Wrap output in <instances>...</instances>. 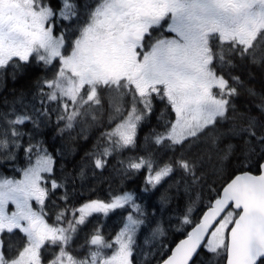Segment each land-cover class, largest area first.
<instances>
[{"label": "snow or ice", "instance_id": "obj_1", "mask_svg": "<svg viewBox=\"0 0 264 264\" xmlns=\"http://www.w3.org/2000/svg\"><path fill=\"white\" fill-rule=\"evenodd\" d=\"M56 19L69 22L58 36ZM33 57L53 74L38 82L37 103L30 110L5 117L0 149L10 144L19 149L25 135L29 142L24 148L28 166L18 169L21 178L0 176V264H45L46 248H58L47 264H133L140 229L147 224L153 238L163 236L162 224L152 225L133 192L65 207L55 223H49L46 201L65 189L60 199L67 205L68 177L55 176L54 156L33 143L31 133L21 126L31 123L38 130L56 112L58 125H64L58 134H63L90 115L96 119L93 112L102 107L105 91L130 97V110L103 134L106 145L93 159L94 168L103 169L107 157L137 146V129L159 100L174 118L163 132L146 139L179 155L162 163L151 155L131 157L127 163L119 162L122 172L127 177L146 171L141 189L146 199L175 172L181 173L185 191L192 190L205 181L208 166L193 149L202 134L235 111L234 98L245 87L231 69L237 60L264 67V0H97L94 7H86L83 18L74 0H59L58 8L51 0H0V69L22 67ZM246 92L258 95L251 87ZM259 99L256 107L264 116V95ZM241 134L240 168L227 175L220 190L210 189L215 195L203 206L199 221L160 264H196L201 253L216 259V264L220 259L223 264H264V119L249 116L246 127L237 131L233 126L212 143ZM235 150L236 145L229 143L214 162L207 157L214 176L223 177L225 162ZM8 159L15 156L9 154ZM252 160L258 174L251 170ZM177 186L179 190V182ZM169 199L162 194L155 213ZM199 200L197 193L196 200L185 206L182 224L193 223L191 215ZM9 205L14 210L9 211ZM118 209L129 210L114 238H106L102 225H97L85 237L88 251L83 257L68 251L90 217H107ZM69 214L67 226H61ZM17 231L21 242L14 243L11 238Z\"/></svg>", "mask_w": 264, "mask_h": 264}, {"label": "trees", "instance_id": "obj_2", "mask_svg": "<svg viewBox=\"0 0 264 264\" xmlns=\"http://www.w3.org/2000/svg\"><path fill=\"white\" fill-rule=\"evenodd\" d=\"M44 2L48 3L49 0H44ZM74 2L77 5V11L83 18L86 7H94L97 0H74ZM51 3L53 7H59V0H51ZM54 23L56 25L55 33L60 34L63 29L69 27L68 21L56 19ZM56 64H58V61H54V65ZM52 74V71H49V68L42 62L38 63L35 57L31 59L30 63L22 67L10 65L7 68L0 69V138H2V133L6 127L5 117L11 118L13 111L19 113L26 109L30 110L32 104L37 103L38 82L45 78H51ZM231 74L239 75L245 81V87L240 88V95L234 98L235 111H230L229 118L215 129H209L202 134L193 149V152L205 157V164L208 166L205 168L207 173L205 181L201 185L194 186L190 191H185L181 173L175 172L158 186L155 195L146 199L141 193L147 175L146 171L142 170L127 177L122 172V166L119 162L125 161L127 163L131 157L151 155L162 163L170 157L179 155V151L174 152L172 149L155 145L151 143L150 139H146L150 138L153 132H163L167 122L174 118L167 107L155 102L152 113L141 122L137 129V146L113 153L112 156L107 157L108 163L103 169L94 168L93 159L95 154L100 152L106 145L103 134L114 128L130 110V97H121L117 93L105 91L102 94L100 111L98 112V109H95L96 114L93 113L96 119L92 120L90 115L86 119L77 122L72 129L65 131L63 134H58L59 128L64 125L63 122L58 125L56 112L51 113L50 121L38 130H34L31 123L21 126L22 131L31 133L33 143H40L54 156L56 161L54 166L55 176L57 178L68 177L67 205L60 199L65 189H60L55 196L46 201L45 211L48 214V222L55 223L56 214L65 207L71 209L79 207L90 199L108 200L110 195L133 192L137 197V203L145 209L148 220L152 222V225L155 226L156 223H160L164 228V235H157L154 238L147 224L140 229L136 238L133 264H146V261L147 264H160L170 254L173 246L186 236L195 223L199 221L203 206L208 202L210 195H215V191L210 192V189L220 190L227 175L234 169L240 168L237 158L241 155L239 149L244 134L222 136L215 146L212 143L213 138L233 126L237 131L242 127H246L249 116L264 119V116H261L259 109L256 107L260 103L259 97L264 95V67L260 64L254 65L249 61L241 62L237 60L236 67L231 69ZM225 75H228L227 70ZM247 87L254 88L258 95L256 97L249 96L246 92ZM116 107L121 109L119 113L115 111ZM28 142L29 137L25 135L20 138L21 147L19 149L11 144L6 150L0 149V176L16 178L21 175L18 169L28 166V160L24 154V148L27 147ZM229 143L236 145L235 153L229 161L225 162L223 177L214 176L207 157L212 156L214 162L217 153ZM9 154H13L15 159H8ZM34 160L35 156H33ZM248 163L252 166V172L257 173L255 160L248 161ZM81 169H83V175H81ZM197 193L200 194V200L194 205V211L191 215L193 223L182 224L181 213L190 200H196ZM162 194H166L170 198L169 203L159 213H155V209L160 207ZM128 210L118 209L109 213L107 217L102 214H94L89 218L88 223L80 226L68 246V251L74 256L83 257L88 251L87 245H85V237L91 234L93 228L97 225H102L101 230L106 238H114L119 228L122 227ZM70 218L71 215L69 214L61 223V226H67V220ZM20 237V234L16 232L11 239L14 243H19L21 242ZM149 249H151L150 252ZM55 251H58V248L42 250L45 264L52 258ZM200 260H203L204 264H216V259L206 257L204 253H201V257L196 264H200ZM220 264H223L222 259H220Z\"/></svg>", "mask_w": 264, "mask_h": 264}, {"label": "flooded vegetation", "instance_id": "obj_3", "mask_svg": "<svg viewBox=\"0 0 264 264\" xmlns=\"http://www.w3.org/2000/svg\"><path fill=\"white\" fill-rule=\"evenodd\" d=\"M54 34H56V33H55V30H54ZM154 102H155L156 104L161 105V106L167 107L165 103H162V102H160L159 100H155ZM33 205H34V207H38V206L35 204L34 201H33ZM12 210H14V206L9 205V211H12ZM17 233H19V232L17 231ZM19 234H20V233H19ZM20 236H21V234H20Z\"/></svg>", "mask_w": 264, "mask_h": 264}, {"label": "rangeland", "instance_id": "obj_4", "mask_svg": "<svg viewBox=\"0 0 264 264\" xmlns=\"http://www.w3.org/2000/svg\"><path fill=\"white\" fill-rule=\"evenodd\" d=\"M54 35H59V33H56V34H54ZM139 107V106H138ZM98 112L100 111V109H98L97 110ZM93 113H95L96 114V110L94 109V112ZM127 115V113L125 114V116ZM120 122V121H119ZM34 162V161H33ZM22 175V174H21ZM21 175L19 176V177H16V179H20L21 178ZM8 178H11V177H8ZM106 252L108 253V254H110L111 253V250H106Z\"/></svg>", "mask_w": 264, "mask_h": 264}, {"label": "water", "instance_id": "obj_5", "mask_svg": "<svg viewBox=\"0 0 264 264\" xmlns=\"http://www.w3.org/2000/svg\"><path fill=\"white\" fill-rule=\"evenodd\" d=\"M254 174H258V173H254ZM194 227V226H193ZM192 229V228H191ZM191 229L189 230V231H191ZM187 236V235H186ZM186 236H184L182 239H185L186 238ZM182 239H180L174 246H173V248H172V250L175 248V246L182 240ZM171 250V251H172ZM170 254H171V252H170ZM169 254V255H170ZM167 258V257H166Z\"/></svg>", "mask_w": 264, "mask_h": 264}]
</instances>
